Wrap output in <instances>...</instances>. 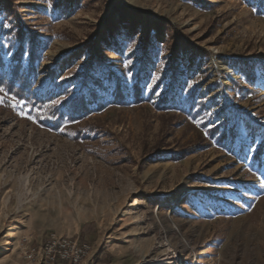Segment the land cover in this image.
<instances>
[{
	"label": "rangeland",
	"instance_id": "374dc122",
	"mask_svg": "<svg viewBox=\"0 0 264 264\" xmlns=\"http://www.w3.org/2000/svg\"><path fill=\"white\" fill-rule=\"evenodd\" d=\"M31 58L33 98L92 111L54 129L0 91V264L51 233L83 264H264V0H0V74Z\"/></svg>",
	"mask_w": 264,
	"mask_h": 264
},
{
	"label": "trees",
	"instance_id": "16d2710c",
	"mask_svg": "<svg viewBox=\"0 0 264 264\" xmlns=\"http://www.w3.org/2000/svg\"><path fill=\"white\" fill-rule=\"evenodd\" d=\"M23 72L22 65L18 64L12 68L9 76L0 74V89H3L8 96L24 102L30 107L34 117L39 123L45 126H51L54 129H59L67 121L74 122L91 114L92 110L88 105L89 102H87L83 96L66 100V102L61 104H55L54 101H57L59 97L54 94L47 95L46 97L33 98L32 91L34 88V82L31 75L35 72V68L32 58L29 64L28 75H24ZM244 74L251 80H254L256 77L251 69L246 70ZM198 87L199 89H202L203 84ZM142 90V86L136 84L134 87L136 97H139ZM125 97L126 96L121 88L118 87L115 91V99L121 101L125 99ZM193 103L194 109H196V117L204 118L205 114L209 112L205 111L206 98L196 97ZM200 129L197 141L172 153L173 159L178 161L184 160L193 154L210 148L212 145L224 147L229 143H232L237 135L234 129L229 127L226 118L221 121H216L214 124L207 121ZM163 135L164 134L162 133L161 138L154 146L153 157H159L160 154L163 153V151L161 152V150L165 148L162 144V141L164 140Z\"/></svg>",
	"mask_w": 264,
	"mask_h": 264
},
{
	"label": "built area",
	"instance_id": "2783aa9c",
	"mask_svg": "<svg viewBox=\"0 0 264 264\" xmlns=\"http://www.w3.org/2000/svg\"><path fill=\"white\" fill-rule=\"evenodd\" d=\"M92 252V246L87 243L51 233L41 245L27 246L24 259L31 264H83Z\"/></svg>",
	"mask_w": 264,
	"mask_h": 264
},
{
	"label": "bare ground",
	"instance_id": "6f19581e",
	"mask_svg": "<svg viewBox=\"0 0 264 264\" xmlns=\"http://www.w3.org/2000/svg\"><path fill=\"white\" fill-rule=\"evenodd\" d=\"M181 196V195H180ZM184 196V195H183ZM183 196H181L180 198H182ZM160 260V259H159ZM163 261L162 262H159L160 264H163L164 262V259H162ZM161 261V260H160ZM155 262V261H154ZM157 262V261H156Z\"/></svg>",
	"mask_w": 264,
	"mask_h": 264
},
{
	"label": "snow or ice",
	"instance_id": "6c2138e0",
	"mask_svg": "<svg viewBox=\"0 0 264 264\" xmlns=\"http://www.w3.org/2000/svg\"><path fill=\"white\" fill-rule=\"evenodd\" d=\"M0 91H3V89H0Z\"/></svg>",
	"mask_w": 264,
	"mask_h": 264
}]
</instances>
